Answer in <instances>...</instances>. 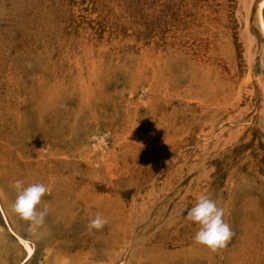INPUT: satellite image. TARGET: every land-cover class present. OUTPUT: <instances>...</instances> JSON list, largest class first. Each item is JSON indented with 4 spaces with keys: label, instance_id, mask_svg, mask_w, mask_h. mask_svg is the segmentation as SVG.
<instances>
[{
    "label": "rangeland",
    "instance_id": "374dc122",
    "mask_svg": "<svg viewBox=\"0 0 264 264\" xmlns=\"http://www.w3.org/2000/svg\"><path fill=\"white\" fill-rule=\"evenodd\" d=\"M262 1L0 0V264H264ZM16 180L50 188L43 226Z\"/></svg>",
    "mask_w": 264,
    "mask_h": 264
},
{
    "label": "clouds",
    "instance_id": "9594fccd",
    "mask_svg": "<svg viewBox=\"0 0 264 264\" xmlns=\"http://www.w3.org/2000/svg\"><path fill=\"white\" fill-rule=\"evenodd\" d=\"M13 187L17 192L16 199L11 205L12 211L22 220L29 223L30 227L39 228L44 225L50 212V205L45 203L43 208H38L45 194L50 193V188L43 183H33L27 187L23 181L16 180ZM225 209L208 195H201L198 201L187 211L186 219L198 225L194 241L217 252L227 247L234 233L230 225L225 222ZM107 224V219L97 213L90 219L87 228L101 230Z\"/></svg>",
    "mask_w": 264,
    "mask_h": 264
},
{
    "label": "bare ground",
    "instance_id": "6f19581e",
    "mask_svg": "<svg viewBox=\"0 0 264 264\" xmlns=\"http://www.w3.org/2000/svg\"><path fill=\"white\" fill-rule=\"evenodd\" d=\"M264 5V0L259 4V8H258V15L260 17V10L261 8L263 7ZM260 22H261V28L263 30V33H264V25H263V22L261 21V18H260ZM15 238L17 239V241L19 242V244L22 246V248L24 249V252H25V260H28L31 256H32V248L30 247V245L28 244L27 241L21 239L20 237L16 236L15 235Z\"/></svg>",
    "mask_w": 264,
    "mask_h": 264
}]
</instances>
